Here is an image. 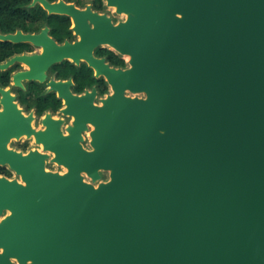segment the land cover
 Instances as JSON below:
<instances>
[{
    "label": "water",
    "instance_id": "water-1",
    "mask_svg": "<svg viewBox=\"0 0 264 264\" xmlns=\"http://www.w3.org/2000/svg\"><path fill=\"white\" fill-rule=\"evenodd\" d=\"M41 1L71 16L81 41L59 46L48 29L0 33L44 46L0 70L26 63L31 70L14 75L22 86L83 59L114 94L99 108L95 91L78 97L63 84L71 136L50 115L37 134L67 168L61 175L46 171V155L8 149L34 132L33 115L0 87V166L25 183L0 177V264H264V0H108L128 16L117 25L90 7ZM101 44L131 67L96 59ZM88 122L92 151L80 144Z\"/></svg>",
    "mask_w": 264,
    "mask_h": 264
},
{
    "label": "flooded vegetation",
    "instance_id": "flooded-vegetation-1",
    "mask_svg": "<svg viewBox=\"0 0 264 264\" xmlns=\"http://www.w3.org/2000/svg\"><path fill=\"white\" fill-rule=\"evenodd\" d=\"M50 5H56L59 3H65L67 5H74L77 9L85 11L87 8H91L92 13H97L99 15H106L109 17L112 22L117 25L120 22L126 20V18L122 21L115 20L114 16H110L108 11L112 13H117L113 7L108 4V0H45ZM111 9V10H110ZM119 14V13H117ZM122 15V14H119ZM54 18L55 26H51L48 24V18ZM68 23V24H67ZM90 25L91 29H94V24L91 21H87ZM45 29H48V37L53 40L57 45L62 46L65 43H76L81 41L80 35L77 34L75 31V23L71 16L59 13L57 11L50 12L41 0H0V33L4 35L8 34H16L17 32H21L24 35H40ZM70 32V34H69ZM1 47L5 52L12 53L8 58L4 61L0 62V64L6 63L10 59L15 56H33V55H41L43 54V45L36 44L35 41L30 40H21L20 42H11V41H1ZM93 55L96 59H104L105 63L108 64L110 67L115 69H122L125 70L129 67L130 61L125 57L126 55L120 53L116 49H112L108 46L103 44L97 46L94 51ZM65 62L70 63L74 67H81L85 64L88 68L92 70V79L93 84L90 87H85L82 91L77 90L75 78L70 75L66 78L59 77L56 72L52 71V68L56 65H61ZM119 62H123L124 65L118 64ZM31 68L24 63L23 61H16L13 65H11L8 69L0 70V74L9 72V81L8 84L3 86L0 83V87L5 90H10L12 96L15 97V103H17L19 109L22 111L25 117H29L33 115V119L31 122V129L34 131L31 135L24 134L19 138H12L8 149L13 150L17 153H21L22 155L26 156L31 152H38L42 155H46L45 158V167L48 161H51L54 164L59 165L58 163L54 162L53 159L56 158V153L51 150H45L44 144L39 143L37 140V134L39 132H46L48 130V126L44 124V120L50 115L51 119L54 121H62L61 124L58 126L60 133L63 137L71 136L69 132V127H74L75 117L72 115L64 114L63 110H65L68 106L66 104V100L64 97L60 96V93H65L66 87H63L65 83L71 81L72 85L68 87V90L75 96L82 97L87 92L92 93L95 91V96L93 99V105L95 107H103V100L108 99L109 96L114 94V90L112 85L109 83L107 78L104 75H97V72L94 68L90 67L89 64L85 60H80L79 63L74 62L72 59H64L63 61L56 63L48 68L45 71L46 78L44 81L39 80H28L23 79L21 80L22 86L16 85L14 83V75L20 72L30 71ZM54 82V87L50 85L51 82ZM33 84H37L42 86V93L41 96L43 98L49 97L55 104H60L57 109H53L52 107L46 108V106L51 103V101H44L42 102L41 108H45L43 112H39L38 106H36L30 98L34 96L35 91L40 88L32 87ZM30 87L34 90L30 91ZM126 97L131 98H141L146 99V95L144 93L133 94L130 91L125 92ZM3 98L2 94H0V111L4 110V106L1 104V99ZM29 99V102L24 104L22 101L24 99ZM57 100V101H56ZM29 104L32 106L29 107ZM62 115V116H57ZM68 117L71 119V124L65 123V118ZM36 120H41L42 128H36L34 126ZM87 129L82 132V140L80 141L81 146L86 151H92L93 147L91 145L92 136L91 133L95 130V126L88 122L86 124ZM89 134V138L87 139L86 134ZM23 138L27 140H32L36 145L40 146V148H31L29 146V142H25L21 145H16L17 148H11V143L16 140L19 141ZM89 141L91 148H86L84 143ZM62 166V165H60ZM64 167V166H63ZM66 168V167H65ZM0 169H5L6 173H0V177H5L9 180L17 179L20 183H25L22 181V177L14 171L9 164L1 165ZM46 171L47 170L46 167ZM54 172V171H51ZM102 172V171H101ZM100 172V175H101ZM55 173V172H54ZM60 173V172H57ZM67 173H60L64 175ZM84 180L86 173H82ZM102 177V175H101ZM102 179V178H101ZM86 181V180H85ZM8 214V213H7ZM6 212L4 216L7 215ZM3 218V217H2ZM4 219V218H3Z\"/></svg>",
    "mask_w": 264,
    "mask_h": 264
},
{
    "label": "trees",
    "instance_id": "trees-1",
    "mask_svg": "<svg viewBox=\"0 0 264 264\" xmlns=\"http://www.w3.org/2000/svg\"><path fill=\"white\" fill-rule=\"evenodd\" d=\"M53 19L54 18H52V17L48 18V24L51 26H55ZM69 34H70V32H69ZM0 49H2V55L0 56V62H2L6 58H8L12 53L7 52V51L5 52V50H3V48L1 47V42H0ZM118 64L124 65L123 62H119ZM52 71L56 72V74L62 78H66V77L72 75L75 78L77 90H79V91H82L85 87H90L93 84L92 70L90 68H88L85 64H83L81 67H74L70 63L65 62L61 65L54 66L52 68ZM8 81H9V72L0 74V83L3 86L7 85ZM32 87L40 88V89L36 90L34 96L30 98L31 100H33L34 104L36 106H38L39 112H43V110L45 109V108H41V105H40L44 101H51V103H49L46 106V108L52 107L53 109H57L59 107L60 104H55L52 100L49 99V97L43 98L41 96L42 86L37 85V84H33ZM32 90H34V89H32L30 87V91H32ZM28 102H29V99H26V98L22 101V103H24V104H26ZM31 106L32 105L29 104V107H31ZM6 172L7 171L5 169H0V173H6Z\"/></svg>",
    "mask_w": 264,
    "mask_h": 264
},
{
    "label": "rangeland",
    "instance_id": "rangeland-1",
    "mask_svg": "<svg viewBox=\"0 0 264 264\" xmlns=\"http://www.w3.org/2000/svg\"><path fill=\"white\" fill-rule=\"evenodd\" d=\"M110 10H111V9H110ZM111 11H112V10H111ZM111 11H108V13H110V16L113 15L114 18H115V20H117L118 22H119V21H122V20H124V19L126 18L125 15H119V14H117V13H115V12L112 13ZM1 55H2V49H0V56H1ZM57 116H62V115H57ZM64 118H65V123H66V124H71V119H70V118H68V117H64ZM34 126H35L36 128H42L43 126H42V124H41V120H36ZM89 136H90V135L87 133V134H86L87 139L89 138ZM26 141L29 142V146H30L31 148H40V149H41V147L38 146V145H36L32 140H27L26 138H23V139H21V140H19V141L14 140V141L11 143V146H12L11 148L16 149V148H17L16 145L24 144ZM84 145H85L86 148H91V147H90V143H89L88 140L84 143ZM46 167H47V170L54 171V172H60V173H64V172H66V170H67L65 167L60 166V165H57V164H54V163H52L51 161H48ZM101 175H102V179H101L100 181H102V182H107V181L110 179V173L107 172V171H102V172H101ZM85 180H86L87 182H91V179H90L88 176H85ZM100 181H98V182L96 183V186L98 185V183H99ZM7 213H8V212H6V214H7Z\"/></svg>",
    "mask_w": 264,
    "mask_h": 264
},
{
    "label": "bare ground",
    "instance_id": "bare-ground-1",
    "mask_svg": "<svg viewBox=\"0 0 264 264\" xmlns=\"http://www.w3.org/2000/svg\"><path fill=\"white\" fill-rule=\"evenodd\" d=\"M113 8H114L115 10H117V7H116V6H114ZM122 15H125L126 19L128 18L127 14L123 13ZM103 45L108 46V47H110V48H112V49H115L114 47L110 46V44H103ZM43 53H44V49H43ZM125 57H126L129 61L131 60V57H130L129 55H126ZM66 169H67V168H66ZM2 219H3V218H2Z\"/></svg>",
    "mask_w": 264,
    "mask_h": 264
}]
</instances>
